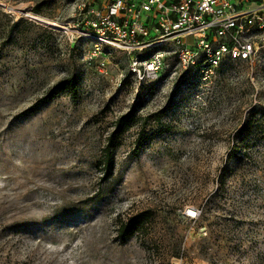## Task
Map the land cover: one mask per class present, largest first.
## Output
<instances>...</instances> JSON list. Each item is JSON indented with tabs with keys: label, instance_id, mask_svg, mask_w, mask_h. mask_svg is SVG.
Instances as JSON below:
<instances>
[{
	"label": "rangeland",
	"instance_id": "1",
	"mask_svg": "<svg viewBox=\"0 0 264 264\" xmlns=\"http://www.w3.org/2000/svg\"><path fill=\"white\" fill-rule=\"evenodd\" d=\"M80 17L77 0H0V264H264V48L166 80L171 59L140 82ZM142 210L151 219L120 240Z\"/></svg>",
	"mask_w": 264,
	"mask_h": 264
},
{
	"label": "built area",
	"instance_id": "2",
	"mask_svg": "<svg viewBox=\"0 0 264 264\" xmlns=\"http://www.w3.org/2000/svg\"><path fill=\"white\" fill-rule=\"evenodd\" d=\"M99 7H91L92 2ZM77 0V31L99 52L129 55V75L155 79L175 59L177 68L205 74L229 64H254L264 48V0ZM252 4V5H251ZM186 213L197 218L192 206ZM192 213H195L194 215ZM119 229V226H118Z\"/></svg>",
	"mask_w": 264,
	"mask_h": 264
},
{
	"label": "trees",
	"instance_id": "3",
	"mask_svg": "<svg viewBox=\"0 0 264 264\" xmlns=\"http://www.w3.org/2000/svg\"><path fill=\"white\" fill-rule=\"evenodd\" d=\"M66 88L72 87V84L68 81H64ZM56 93L55 89H52L48 94L35 102L29 111L36 110L43 102L49 101ZM134 113L128 112L124 113L117 118L114 124L113 130L110 132L107 138V143L104 148V175L102 180H108L113 177L116 160L115 151L120 145L121 136L128 130L131 121L133 120ZM151 219L150 210H142L130 215L126 220L120 221V226L118 229L119 239L126 241L127 239L136 235V233L143 228V226Z\"/></svg>",
	"mask_w": 264,
	"mask_h": 264
},
{
	"label": "snow or ice",
	"instance_id": "4",
	"mask_svg": "<svg viewBox=\"0 0 264 264\" xmlns=\"http://www.w3.org/2000/svg\"><path fill=\"white\" fill-rule=\"evenodd\" d=\"M193 215L195 214V213H192Z\"/></svg>",
	"mask_w": 264,
	"mask_h": 264
}]
</instances>
